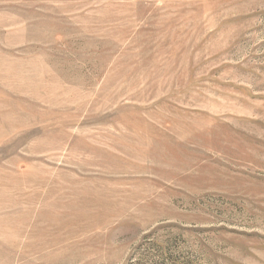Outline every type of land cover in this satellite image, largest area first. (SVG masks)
Segmentation results:
<instances>
[{"label":"rangeland","instance_id":"obj_1","mask_svg":"<svg viewBox=\"0 0 264 264\" xmlns=\"http://www.w3.org/2000/svg\"><path fill=\"white\" fill-rule=\"evenodd\" d=\"M0 264H264V0H0Z\"/></svg>","mask_w":264,"mask_h":264}]
</instances>
